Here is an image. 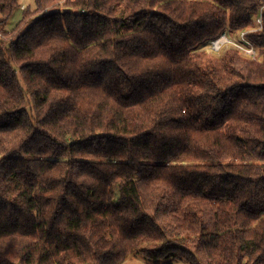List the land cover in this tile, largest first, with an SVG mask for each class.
Returning <instances> with one entry per match:
<instances>
[{
    "label": "trees",
    "instance_id": "16d2710c",
    "mask_svg": "<svg viewBox=\"0 0 264 264\" xmlns=\"http://www.w3.org/2000/svg\"><path fill=\"white\" fill-rule=\"evenodd\" d=\"M263 2L0 0V264H264Z\"/></svg>",
    "mask_w": 264,
    "mask_h": 264
},
{
    "label": "rangeland",
    "instance_id": "374dc122",
    "mask_svg": "<svg viewBox=\"0 0 264 264\" xmlns=\"http://www.w3.org/2000/svg\"><path fill=\"white\" fill-rule=\"evenodd\" d=\"M36 5H37L36 0H19V4L14 9L12 16L8 20L7 24L5 25V29L6 30H12L22 20L24 10L30 9L33 11L36 8ZM57 6L60 7V9H63V8H66V6H68V5H67V3H65V0H60V3H58ZM246 28L239 30V31H237V30L236 31H229L228 29H226V32L230 36L236 38L243 31H245ZM208 46H209V44H208ZM226 47H228V46H226ZM119 264H187V262L184 260H181V259H174L171 257L152 259V258H148L147 256H145L140 251H135V252L129 254Z\"/></svg>",
    "mask_w": 264,
    "mask_h": 264
},
{
    "label": "built area",
    "instance_id": "2783aa9c",
    "mask_svg": "<svg viewBox=\"0 0 264 264\" xmlns=\"http://www.w3.org/2000/svg\"><path fill=\"white\" fill-rule=\"evenodd\" d=\"M255 26H249L238 37H232L227 32H223L219 37L210 41L208 49L212 52H218L226 46L238 48L245 56L255 58L258 54V49L255 43L248 37V34L255 30H260L264 23V2L259 7L255 15Z\"/></svg>",
    "mask_w": 264,
    "mask_h": 264
},
{
    "label": "water",
    "instance_id": "95a60500",
    "mask_svg": "<svg viewBox=\"0 0 264 264\" xmlns=\"http://www.w3.org/2000/svg\"><path fill=\"white\" fill-rule=\"evenodd\" d=\"M19 264V263H18Z\"/></svg>",
    "mask_w": 264,
    "mask_h": 264
}]
</instances>
